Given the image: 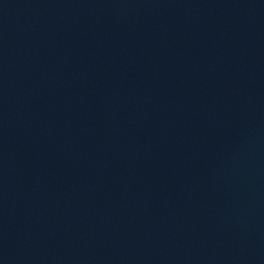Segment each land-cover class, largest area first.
Segmentation results:
<instances>
[{"label":"water","instance_id":"95a60500","mask_svg":"<svg viewBox=\"0 0 264 264\" xmlns=\"http://www.w3.org/2000/svg\"><path fill=\"white\" fill-rule=\"evenodd\" d=\"M0 264H264V0H0Z\"/></svg>","mask_w":264,"mask_h":264}]
</instances>
